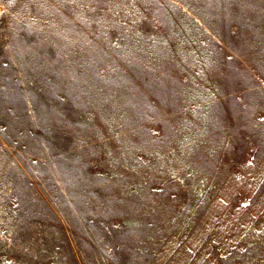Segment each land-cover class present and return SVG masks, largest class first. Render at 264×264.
Returning <instances> with one entry per match:
<instances>
[{"label":"rangeland","instance_id":"374dc122","mask_svg":"<svg viewBox=\"0 0 264 264\" xmlns=\"http://www.w3.org/2000/svg\"><path fill=\"white\" fill-rule=\"evenodd\" d=\"M264 0H0V264H264Z\"/></svg>","mask_w":264,"mask_h":264},{"label":"crops","instance_id":"0c3cea01","mask_svg":"<svg viewBox=\"0 0 264 264\" xmlns=\"http://www.w3.org/2000/svg\"><path fill=\"white\" fill-rule=\"evenodd\" d=\"M260 89H264V84L263 85H260V87H259Z\"/></svg>","mask_w":264,"mask_h":264}]
</instances>
